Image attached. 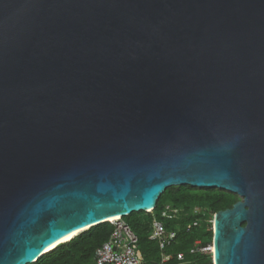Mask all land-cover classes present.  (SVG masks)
Returning a JSON list of instances; mask_svg holds the SVG:
<instances>
[{
    "label": "water",
    "instance_id": "1",
    "mask_svg": "<svg viewBox=\"0 0 264 264\" xmlns=\"http://www.w3.org/2000/svg\"><path fill=\"white\" fill-rule=\"evenodd\" d=\"M173 187L238 196L212 264H264V0H0V264Z\"/></svg>",
    "mask_w": 264,
    "mask_h": 264
},
{
    "label": "trees",
    "instance_id": "2",
    "mask_svg": "<svg viewBox=\"0 0 264 264\" xmlns=\"http://www.w3.org/2000/svg\"><path fill=\"white\" fill-rule=\"evenodd\" d=\"M236 202L238 201L234 194L222 190L173 187L167 189L160 196L153 216L140 212L133 213L121 220L128 226L132 223L138 224L139 221L144 222L141 227L134 228L137 234L132 230L138 237V248L142 252L146 264H159L160 253L157 245L148 237L150 223L153 218L160 219L163 206L168 205L171 208L185 211L198 207L215 215L219 211L232 208ZM141 216H145V219L140 220ZM192 220L191 217L186 216L166 220L165 229L176 232V239L164 253L172 255L184 253L188 262L186 264H212L210 254H195L193 256L188 254L196 242L204 247L212 242L213 237L211 228L205 227L204 224L194 228L191 226ZM112 230L111 223L95 226L76 235L71 241L59 245L34 264H91L95 251L108 240ZM172 264L177 263L174 261Z\"/></svg>",
    "mask_w": 264,
    "mask_h": 264
},
{
    "label": "built area",
    "instance_id": "3",
    "mask_svg": "<svg viewBox=\"0 0 264 264\" xmlns=\"http://www.w3.org/2000/svg\"><path fill=\"white\" fill-rule=\"evenodd\" d=\"M154 211H150L153 214ZM181 216L191 217V226L197 228L201 223L208 222L212 226V218L201 208L194 207L189 211L163 206L160 219L153 218L149 226L150 241L156 243L160 253L159 264H186L184 253L165 254L164 251L174 243L176 232L167 231L163 221L177 219ZM113 230L108 240L102 244L94 253L93 264H146L142 252L138 248V237L132 229L122 220L112 222ZM210 245L201 247L198 242L189 250V255L210 254Z\"/></svg>",
    "mask_w": 264,
    "mask_h": 264
},
{
    "label": "bare ground",
    "instance_id": "4",
    "mask_svg": "<svg viewBox=\"0 0 264 264\" xmlns=\"http://www.w3.org/2000/svg\"><path fill=\"white\" fill-rule=\"evenodd\" d=\"M108 222H110V223H112V222H116V221H118V219H110V220H107ZM89 228L90 227H87V228H85V229H83V230H81V231H78V232H73V233H71V234H69L67 237H65V238H63L60 242H58V243H56V244H53L51 247H49V248H47L45 251H44V253L46 254V253H49V252H51V251H53L56 247H58L59 245H62V244H64V243H66V242H69V241H71L76 235H79L80 233H82V232H84V231H86V230H89ZM210 253L212 254L213 253V246L212 245H210Z\"/></svg>",
    "mask_w": 264,
    "mask_h": 264
},
{
    "label": "rangeland",
    "instance_id": "5",
    "mask_svg": "<svg viewBox=\"0 0 264 264\" xmlns=\"http://www.w3.org/2000/svg\"><path fill=\"white\" fill-rule=\"evenodd\" d=\"M236 196V195H235ZM236 198H237V201H239L240 200V198L238 197V196H236ZM167 201V200H166ZM164 203H166L165 201H164ZM208 215H209V217L211 218V216H214L213 214H211L210 212H207L206 210H204ZM150 214V213H149ZM152 215V214H151ZM153 216V215H152ZM139 219L140 220H143V219H145V216H141V217H139ZM126 221V220H125ZM163 223H164V225L166 224V221H163ZM212 223H213V218H212ZM144 224V222H141V221H139L138 222V224L137 223H132V224H130L129 226H130V228L136 233V231L134 230V228L135 227H141L142 225ZM201 224H204V226L205 227H208V228H211V225H209V223L208 222H204V223H201ZM200 224V225H201ZM200 227V226H199ZM137 234V233H136ZM211 245H212V242L210 243ZM91 264H93V262L91 263Z\"/></svg>",
    "mask_w": 264,
    "mask_h": 264
}]
</instances>
